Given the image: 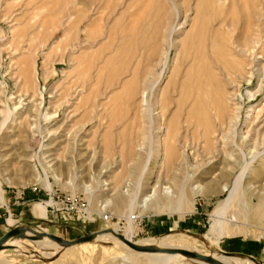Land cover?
Segmentation results:
<instances>
[{
	"label": "rangeland",
	"instance_id": "1",
	"mask_svg": "<svg viewBox=\"0 0 264 264\" xmlns=\"http://www.w3.org/2000/svg\"><path fill=\"white\" fill-rule=\"evenodd\" d=\"M137 3L0 0V217L64 239L106 228L134 243L172 234L194 240L202 255L238 256L222 264H264V219L252 211L249 186L255 171L264 177V0ZM152 6L155 17L146 13ZM136 22L148 26L139 48L128 46ZM245 161L242 192L225 213L234 222L211 234ZM156 172L168 198L161 190L146 200ZM189 176L218 184L201 193L188 182L179 209L173 201ZM7 228L0 224V235ZM16 248L1 251L0 264L57 258ZM89 249L92 264H131L134 256L89 240L64 252L66 262L82 264L73 254ZM161 254L138 258L162 264Z\"/></svg>",
	"mask_w": 264,
	"mask_h": 264
},
{
	"label": "bare ground",
	"instance_id": "2",
	"mask_svg": "<svg viewBox=\"0 0 264 264\" xmlns=\"http://www.w3.org/2000/svg\"><path fill=\"white\" fill-rule=\"evenodd\" d=\"M214 1V0H213ZM82 3V2H81ZM83 4V3H82ZM81 4V5H82ZM85 4V3H84ZM214 6V5H213ZM224 22L221 21L219 22L218 24H222ZM228 24V23H227ZM232 24V23H231ZM234 24V23H233ZM230 26V24H228ZM219 26V25H218ZM232 27V26H231ZM219 28V27H218ZM219 30V29H218ZM218 35V34H216ZM215 36V34L213 35ZM212 36V37H213ZM216 37V36H215ZM213 37V38H215ZM4 125V120H2L0 122V131L2 130V127ZM228 132V130H226ZM215 134V133H213ZM208 135V134H207ZM206 135V136H207ZM217 135V134H216ZM208 137V136H207ZM217 137V136H216ZM225 137V136H224ZM219 138V137H218ZM226 138H227V135H226ZM4 139V138H3ZM207 139V138H206ZM220 139V138H219ZM221 139H222V135H221ZM224 140V138L222 139ZM208 142V140H207ZM4 143V142H3ZM6 143V142H5ZM4 143V144H5ZM206 143V142H205ZM7 145V144H6ZM25 144H21V146H24ZM163 145V144H162ZM8 146V145H7ZM159 146H161L159 144ZM1 147H3V145H1ZM9 147V146H8ZM165 147V146H164ZM160 148V147H159ZM168 148V146H167ZM12 149V148H11ZM165 149V148H164ZM169 149V148H168ZM166 149L167 151L171 150L169 155L165 154V157L167 155V157L171 160H173V158L176 157V153L175 151H173V149ZM9 150V149H7ZM162 150V149H161ZM163 151V150H162ZM241 151V150H240ZM166 152V151H165ZM164 152V153H165ZM232 152V151H231ZM243 152V151H242ZM241 152V153H242ZM163 153V154H164ZM243 154V153H242ZM244 155V154H243ZM229 156V155H228ZM0 157H7V154L6 153H1L0 154ZM251 158V157H250ZM255 158V157H254ZM166 160V159H165ZM251 160L253 161V158H251ZM50 161V160H49ZM162 159L160 161V165H162ZM11 163V160H8L6 162L5 165H8ZM12 164V163H11ZM26 164V163H23V165ZM54 163H51L50 165H52ZM249 164H251V161L250 162H244L243 165L241 166L238 174L235 176L234 180H233V183H232V186L228 189V194L227 196L222 200L221 202V205H220V209H221V212H220V217L217 219L216 222H214L211 227H210V233L211 234H217L219 236L223 235L225 233V228L227 227V224L228 223H233L234 220L231 219V218H228V217H225V213L228 209V207L231 205L232 203V200L233 198L235 197V195L238 193V192H242V183L244 182V178L246 176V173H247V168L249 166ZM56 165V164H55ZM4 166V165H2ZM26 166V165H25ZM24 166V167H25ZM6 167V166H5ZM56 167V166H55ZM1 170V169H0ZM8 170V169H6ZM5 170V171H6ZM263 170V169H262ZM264 171V170H263ZM1 172V171H0ZM223 173V175H219L220 177L224 178V172L221 171ZM258 171H255L254 172V176L252 177V179L250 180L249 182V186H252L253 190H254V195H255V198H256V204L255 206L253 207V213L257 216V217H261L264 219V184H258V185H255L253 183L255 182H258L260 179H258L259 177V173H257ZM221 173V174H222ZM5 174V173H4ZM3 174V175H4ZM199 174V173H198ZM205 174V173H204ZM262 174V173H261ZM260 174V175H261ZM141 175V174H140ZM171 175V173H170ZM226 175V174H225ZM253 175V173H252ZM2 176V175H1ZM31 176V175H30ZM203 176V175H202ZM213 176V175H211ZM224 176V177H223ZM262 176V175H261ZM264 176V175H263ZM32 177V176H31ZM154 184L152 185L151 189L153 190L152 194H150L149 196L146 197V200L150 199V198H153L156 196L157 192H162L164 196L167 197V195H169V190H168V187H162V185L164 184V179L162 177L161 174H159V172H156L154 174ZM177 177V176H176ZM195 176H189V177H186L184 180H183V183L182 185H180L178 188V192H177V196H175L176 198L174 199V205L177 206V208H181V200L183 197H185L186 195H188V191L186 190V186L185 184H189V185H192V183H197L196 187H197V191H200L201 193H208L209 192V188L210 186H216L218 184H215L216 181L215 180H211L213 177H211L210 181H201L199 180L198 178L196 180H193ZM201 177V176H200ZM207 177V176H206ZM205 177V178H206ZM255 177V179H258V181H255L253 180V178ZM26 178V177H25ZM173 178V177H172ZM180 178V177H179ZM215 178V177H214ZM213 178V179H214ZM264 179V177H262ZM261 178V180H262ZM9 178H7V181ZM217 179H219L217 177ZM207 180V178H206ZM261 180L259 181V183L261 182ZM32 181V180H31ZM220 181V180H219ZM13 182V181H12ZM140 182V181H138ZM166 182V181H165ZM189 182V183H188ZM248 183V182H247ZM264 183V182H263ZM10 184V183H9ZM140 184V183H139ZM165 185V184H164ZM140 186V185H139ZM178 186V185H177ZM228 188L227 184H223V186H221V189L222 190H226ZM114 189V188H113ZM118 189V188H117ZM241 190V191H240ZM0 192H1V187H0ZM158 194V195H162V194ZM242 194V193H241ZM115 195V194H114ZM117 198H116V202L117 203H122L123 200V195L121 193H117ZM158 196L157 199H155V201H153V204H157L159 202H162L163 199ZM186 198V197H185ZM129 204H130V207H131V202H132V199L129 200ZM166 201H168V199H166ZM169 202V201H168ZM186 202V201H185ZM133 203V202H132ZM163 204V203H162ZM161 205V204H160ZM173 205V204H172ZM245 209V208H244ZM131 211V210H130ZM129 211V213H130ZM249 211V210H248ZM247 212V211H246ZM260 220V219H259ZM245 223V222H244ZM4 225H11L12 223L10 222V220H8L7 218H4ZM36 230L38 231H41V232H45L43 231L42 229L40 228H35ZM109 230L107 229H103L102 231H99L91 241H97L99 243H112L115 247H120V248H128L129 250H132L134 253H133V257L131 258V261L132 263L131 264H142L141 261L139 258H138V255H148L149 257L150 256H156L160 253H164V254H161L159 257L161 259V262L162 264H181L179 261L180 259H182L183 257L186 258L187 260L191 261L193 264H199V262H203V263H206V264H222L223 261L226 259V260H229V259H232V260H237L238 256L236 255H232V254H228L226 253V256L222 254L221 250L219 252V250L217 249L214 253L215 255L212 256V255H208V257L211 259V260H205L201 257H199L200 253H197V248L193 245L194 244V240L193 242H191L190 245H187L185 243L181 244L180 240L176 238V236H173L172 234H168V235H164L163 237H160V238H154V239H151V240H146L144 242H136L135 244H141V245H149V246H153L155 247V250H136V249H133L131 248L130 246H128L125 242H123L121 239H119L117 236H115V232L108 228ZM123 236V235H122ZM124 237V236H123ZM125 238V237H124ZM126 240L130 241L129 239L125 238ZM19 240V241H18ZM20 240H30L31 242L29 243H25L24 245H22L20 243ZM202 240L203 237H202ZM183 241V240H182ZM83 242H89V241H83ZM132 242V241H130ZM134 243V242H132ZM6 244H8L9 246L8 247H11L12 249L17 248L16 249H21L23 252H27L25 249H29V252L28 254H30V257H33V256H37L39 258H44V259H48V258H51L53 256H57V258L55 259V264H69L68 262H66V259H65V254L64 252H67L69 251L71 248L77 246L78 244H81L80 243H71V244H68V245H62L60 243H57L51 239H49L48 237H45V236H41L39 238H35V239H26V238H17V237H12V238H9L6 240ZM8 247H4V248H1L0 249V252L5 250V248H8ZM70 248V249H69ZM182 250H185V251H190V252H193V253H196V254H200V255H192V256H187L185 254H183L181 251ZM95 250L94 249H89L88 251H86L85 253H83L81 256L79 255V253L77 254H73V257H72V260L74 261H79L80 263L82 264H92L93 263V260L95 258ZM228 255H231V256H228ZM132 256V254H131ZM203 256H206V255H203ZM234 256V257H233ZM147 257V256H146ZM182 257V258H181ZM241 258V257H239ZM242 259V258H241ZM244 260V263H250L251 264H255L254 261H251L250 259H242ZM147 262V261H146ZM233 262V261H232ZM145 264V262H144ZM183 264V262H182ZM239 264V263H238Z\"/></svg>",
	"mask_w": 264,
	"mask_h": 264
},
{
	"label": "water",
	"instance_id": "3",
	"mask_svg": "<svg viewBox=\"0 0 264 264\" xmlns=\"http://www.w3.org/2000/svg\"><path fill=\"white\" fill-rule=\"evenodd\" d=\"M4 223V218L0 217V224ZM107 230H109L108 228H106ZM102 230H97V231H90V232H85L79 236H76L72 239H64L60 236H57L55 234L49 233V232H41L36 230L35 228H32L28 225H18V224H14V225H8L7 230H5L1 235H0V249L4 248V247H8L9 245L6 244V240L12 237H17V238H28V239H35V238H39L41 236H45L48 237L49 239L60 243L62 245H68L71 243H79V242H83V241H89L92 240L94 238V236ZM115 236H117L119 239H121L123 242H125L128 246H130L133 249L136 250H155V247L153 246H149V245H141V244H135L132 243L128 240H126L121 234L119 233H114ZM194 236L200 237L202 239L201 236H198L196 234H192ZM183 254L187 255V256H192V255H200V254H196L190 251H185L182 250L181 251ZM199 257L205 259V260H211L208 256H203L200 255Z\"/></svg>",
	"mask_w": 264,
	"mask_h": 264
},
{
	"label": "crops",
	"instance_id": "4",
	"mask_svg": "<svg viewBox=\"0 0 264 264\" xmlns=\"http://www.w3.org/2000/svg\"><path fill=\"white\" fill-rule=\"evenodd\" d=\"M141 2V0H138V3ZM147 2V1H146ZM137 3V4H138ZM146 13L147 15L150 17V16H154L155 17V6H152V7H148L146 9ZM160 21V19H159ZM152 27V28H151ZM129 30L131 29L133 32H132V37L130 38L129 40V43H128V46H133V47H137L139 48L141 46V41H142V38L143 37H140L141 35V31H144V30H147L148 29V26L146 25V23L143 25V24H140L138 22H136L135 24L133 23H130L129 26H128ZM149 29H154L156 30V27L154 26L153 28V25H151L149 27ZM159 32H161V27H158L157 28ZM140 34V35H139ZM160 40V39H159ZM159 46V45H158ZM160 48V47H159ZM140 52V50H134L132 51L133 54L135 53H138Z\"/></svg>",
	"mask_w": 264,
	"mask_h": 264
}]
</instances>
